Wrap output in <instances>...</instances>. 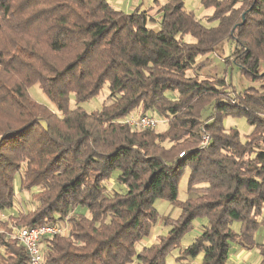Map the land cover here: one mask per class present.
I'll return each instance as SVG.
<instances>
[{
  "label": "trees",
  "instance_id": "16d2710c",
  "mask_svg": "<svg viewBox=\"0 0 264 264\" xmlns=\"http://www.w3.org/2000/svg\"><path fill=\"white\" fill-rule=\"evenodd\" d=\"M202 2L214 9L208 21L216 26L183 0L131 12L108 0H0V224L15 207L19 175L37 205L9 217L23 218L21 227H68L42 239L47 264H167L176 248L178 264L199 256L201 264H227L232 242L258 247L264 264L257 241L264 232V82L237 92L224 77L197 72L206 62L200 56L230 40L226 61L264 81V0ZM37 83L59 114L31 96ZM105 85L102 109L87 112L81 103ZM135 111L165 117L167 129L132 127L125 120ZM227 116L248 121L245 141L225 128ZM186 169L188 197L179 201ZM113 180L126 191L111 190ZM158 199L181 213L163 216L168 235L139 247L160 218ZM197 219L207 224L183 246ZM9 239L0 232V264H30L24 246Z\"/></svg>",
  "mask_w": 264,
  "mask_h": 264
},
{
  "label": "rangeland",
  "instance_id": "374dc122",
  "mask_svg": "<svg viewBox=\"0 0 264 264\" xmlns=\"http://www.w3.org/2000/svg\"><path fill=\"white\" fill-rule=\"evenodd\" d=\"M108 1L114 7L124 10L126 12H131L139 6H141L142 9H146L155 5V0H108ZM183 1L185 3L186 9L188 11L193 12L195 17L201 20L203 24L207 26L217 25L216 21L214 22L208 21V17L214 13V9L212 7L211 8L206 7L203 4L202 0H183ZM151 13L155 14V11L153 10ZM186 39L189 42L195 41V39L190 35H188ZM234 47L235 46L232 41L226 40L221 45H219L214 51L210 52L205 56H200L199 59H204V60L206 59V62L205 65L200 68V71L197 72H199L201 76L224 77L232 85V89H234L237 92L243 91L249 87L260 88V85L262 84L261 82H264L263 80H260L259 82L252 81L247 76L242 74L240 68L235 63L232 62L229 63L228 61H226L228 57L231 56ZM29 93L40 104L46 106L53 112H56L58 114L60 113L56 105L49 99L46 93L41 89L39 83L32 85L29 88ZM108 95H109V87L108 85H105L97 96H95L94 98L88 101L81 103V106L87 112L99 111L102 109L103 104L106 102ZM75 106H76L75 98L74 96H71L70 107L74 108ZM139 115H140V111H135L130 114V117L138 118ZM151 115H153L158 120V124L155 127V132L165 131L168 126L167 119L165 117L158 115L156 112L151 113ZM223 124L226 129L236 128L237 130H239L240 138L242 141H245L247 139V135L251 131V126L244 117L227 116L224 118ZM203 129L204 127L201 130ZM204 131L206 130L204 129ZM200 136H201V132H200ZM201 145H202V136H201ZM180 156H182L181 153ZM188 177H189V170L186 169L179 183V193H178L179 201H185L188 197L187 194ZM19 184H20V176L17 175L15 207L12 208L10 212L5 213L1 217L2 220L6 221V224H0V232L6 234L8 238H10L9 239L10 241H12V239L17 241L16 237L14 236L15 234L14 228L21 227V225L24 224L25 222H23V218L20 220L16 219L14 221L9 217L10 216L9 214L17 215L19 212L28 213L31 210L33 211L37 205V202L35 201L33 196V192L21 190ZM112 186H116V189L118 191H126V187L124 185L118 183L116 184L114 180L112 181V183H110L109 186L111 190H113ZM155 207L159 212L160 218L154 224L149 237L145 239L146 240L145 242H148V244L156 241L158 239V236L168 235L170 231V227L165 225L161 220L163 216L178 218L181 213V209L179 206L173 205L169 201L163 199H158L155 203ZM77 212L83 215H89L87 209L83 207H79L77 209ZM23 217L25 216L23 215ZM206 221H207L206 219H197L195 221L194 227L182 237L181 244L183 246L190 244L200 234L202 225H204V223L207 224ZM233 229L239 232L241 229L240 222H234ZM257 239L258 242L261 241L264 242L263 230H259L257 232ZM14 245L17 246L16 244ZM142 245L143 242L139 245V247H141ZM239 246L240 245L236 242L231 243L230 257H235L231 262H233L234 264L260 263L261 256L258 247L244 248L247 251L244 255H242L241 252L239 251ZM43 247L45 248V245ZM178 255H179V248H176L168 255L167 264H178L177 263ZM239 257L242 258L238 259ZM192 264H198V263L197 261H195Z\"/></svg>",
  "mask_w": 264,
  "mask_h": 264
},
{
  "label": "built area",
  "instance_id": "2783aa9c",
  "mask_svg": "<svg viewBox=\"0 0 264 264\" xmlns=\"http://www.w3.org/2000/svg\"><path fill=\"white\" fill-rule=\"evenodd\" d=\"M125 122L134 128H155L158 124V120L153 115H143L138 118L128 116ZM201 136L202 146H206L209 143L210 135L203 129L201 131ZM181 155H183V153H181ZM14 229V236L26 249L30 258V264H47L44 258V249L41 245V241L44 237L55 234L66 235L68 233V227L65 222L43 224L33 227L23 226Z\"/></svg>",
  "mask_w": 264,
  "mask_h": 264
},
{
  "label": "crops",
  "instance_id": "0c3cea01",
  "mask_svg": "<svg viewBox=\"0 0 264 264\" xmlns=\"http://www.w3.org/2000/svg\"><path fill=\"white\" fill-rule=\"evenodd\" d=\"M146 240H143V244H147L148 242H145ZM152 243V242H151ZM239 251L241 252V254L242 255H244L245 253H246V249H244L243 247H241V246H239ZM202 258V256H199V257H197V258H195V260H193V263L195 262V261H197V263L198 264H201V259ZM233 258H235V257H229V261H228V263L227 264H234L233 262H231L232 260H233ZM240 258H242V257H239L238 259H240Z\"/></svg>",
  "mask_w": 264,
  "mask_h": 264
}]
</instances>
